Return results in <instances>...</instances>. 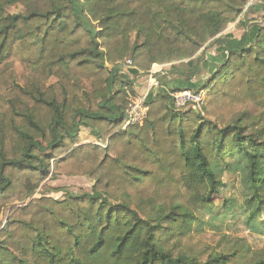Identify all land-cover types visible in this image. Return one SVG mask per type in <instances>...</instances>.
Segmentation results:
<instances>
[{"label": "trees", "instance_id": "trees-1", "mask_svg": "<svg viewBox=\"0 0 264 264\" xmlns=\"http://www.w3.org/2000/svg\"><path fill=\"white\" fill-rule=\"evenodd\" d=\"M49 1L42 9L0 0V93L14 86V58L59 78L49 98L34 91L32 100L51 111L45 116L23 102L24 90L0 102V212L12 207L0 230V264H264L238 237L193 231L231 171L242 176L247 228L264 232V26L230 49L202 86L211 117L177 110L171 92L160 90L145 123L126 126L129 75L120 67L126 52L149 66L191 58L247 0ZM14 4L31 8L7 13ZM75 76L101 84L97 109L71 113ZM82 126L110 132L108 146L78 144ZM60 174L96 184L15 205L39 188L62 191L42 186Z\"/></svg>", "mask_w": 264, "mask_h": 264}, {"label": "rangeland", "instance_id": "rangeland-1", "mask_svg": "<svg viewBox=\"0 0 264 264\" xmlns=\"http://www.w3.org/2000/svg\"><path fill=\"white\" fill-rule=\"evenodd\" d=\"M248 2L249 0H247L246 4L242 7V11L237 16L235 21L245 16V11L248 9L247 8ZM31 4L32 6H38L39 8L47 9L49 8L50 1L32 0L30 5ZM256 6L257 5L251 7H256ZM30 8L31 6L27 7L22 4H14L7 6L6 11L9 14H20V13L26 14L30 11ZM235 21L231 22L223 32L229 29L230 25L235 23ZM247 26L250 27L251 24L249 23ZM258 26H264V20L263 22L257 24L256 27ZM130 39L131 42L134 41L135 39L134 32L131 33ZM211 41L205 44L195 55H193L189 59H184L180 61L177 60L167 63H154L151 66H149L148 63L143 59L138 61V63L135 62L131 57V53L126 52L124 58L120 60L121 69H123L129 75V81L127 83L128 85L125 88L126 99L130 101L136 95L139 96L140 94L144 93L146 91L147 85L149 84L151 75H153V77L158 79V81L160 82V78L157 77V75L159 74L158 70L170 68V65L174 63L182 62V64H185L183 61L186 62L187 60L190 59L197 60L198 58L202 59L204 55L203 53L207 51L206 49H209L211 47L210 44ZM131 42H130V46H131ZM117 63L118 61H114L112 63L110 61H107L106 66L111 68L113 65ZM37 68L40 67L31 63L21 61L18 58H14L12 63L11 73H13L14 75L15 83L12 88L0 93V102H2L4 105L6 100H11L12 98L14 100L16 93L18 94L20 90H24L25 92L21 96V98H28L27 102L24 99L22 100L23 102L27 103L30 106V109L33 112H38V114H41L43 116L50 113L51 111L48 109L47 106H45L42 102H39L38 100H32V98L34 96V91L37 96L41 95L46 98H49L52 94H55L56 92H53L52 86L57 84L59 78L55 73L44 71L43 68L42 69H37ZM137 76L141 78H138ZM209 78L210 77H208L207 79ZM144 79L146 82L143 81L142 83H139V80H144ZM72 82H73L72 84L73 86L69 92V100H68V105L71 107V113L73 109L81 108V107L97 109L98 102L100 101V98H98V92H99L98 87H100L101 84H98L96 86L92 83V80L90 79L87 80L86 78H83L81 76L73 77ZM142 84H144L145 89L141 87ZM103 86L105 87V84H103ZM160 87H161V82H160ZM160 87L159 86L154 87L156 88V90L154 89L152 91V93L154 92L153 96L151 93V97H152L151 101L155 98L156 94L159 92ZM14 88H16L17 90H15ZM36 88H39L38 90H40L41 92L38 93ZM118 88L119 87H117V89ZM1 97L3 100H1ZM5 109L6 107L4 106L3 110ZM200 116L203 117V115ZM205 117H211V116L206 112ZM39 140L43 143L44 146H47L48 143H46L42 138H39ZM109 141H110V132L109 133L104 132L102 134L97 130H95V128L86 127V126H82L79 131L78 144L93 143V144H99L103 147H107ZM54 161L55 158L51 160L52 163ZM222 181H223V185L220 187L219 193L214 195L213 197V201L215 203L214 209L212 210L211 213L205 211L198 212L200 220L194 223L193 231L204 230V232L207 234H221L223 236H226L228 239L233 237H238L241 239L242 243L250 250H253L254 252L259 254H264L263 229L259 227L258 232H252L246 226L247 215H246V210H244L243 208L244 207L243 196L245 194V189L244 186L242 185V176L240 175L239 172L234 173L231 171H225L222 175ZM45 184L49 187L56 189H63L65 191L62 190L60 192H51V191H43L42 188H39L31 198L26 199L24 201H18L15 203V205L17 206L25 205L33 197L40 198L43 196H49L54 198H64L67 192H72L75 194L91 192L92 187L96 184V182L92 181L91 178L88 176H70V175L60 174L54 179L47 178L43 182L42 186ZM11 209H12L11 206H5L1 210L0 230L5 225Z\"/></svg>", "mask_w": 264, "mask_h": 264}, {"label": "crops", "instance_id": "crops-1", "mask_svg": "<svg viewBox=\"0 0 264 264\" xmlns=\"http://www.w3.org/2000/svg\"><path fill=\"white\" fill-rule=\"evenodd\" d=\"M246 11L243 18L235 21L229 29L210 42L211 47L206 49L204 55L202 54V59L183 61L185 64L178 62L170 65V68L158 70L157 77L160 78L161 82L159 91L171 92L175 89L201 88L207 78L226 60L230 49H241L247 43L252 42L257 24L264 20V1ZM249 23L251 24L250 27L247 26ZM188 74H193L190 80L187 79ZM143 81L145 79L139 80V83ZM141 87L145 89L144 84Z\"/></svg>", "mask_w": 264, "mask_h": 264}, {"label": "built area", "instance_id": "built-area-1", "mask_svg": "<svg viewBox=\"0 0 264 264\" xmlns=\"http://www.w3.org/2000/svg\"><path fill=\"white\" fill-rule=\"evenodd\" d=\"M264 0H249L247 8L258 5ZM246 8V9H247ZM160 87L158 79L151 75L146 91L139 96H135L130 100V105L127 110L126 126L131 124L142 125L149 116L151 93L156 88ZM154 92L152 93V96ZM174 107L179 111L194 110L200 115H206V105L208 93L204 88L199 89H175L171 91Z\"/></svg>", "mask_w": 264, "mask_h": 264}]
</instances>
